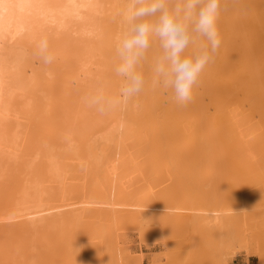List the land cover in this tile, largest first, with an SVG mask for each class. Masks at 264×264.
Masks as SVG:
<instances>
[{
	"label": "bare ground",
	"instance_id": "obj_1",
	"mask_svg": "<svg viewBox=\"0 0 264 264\" xmlns=\"http://www.w3.org/2000/svg\"><path fill=\"white\" fill-rule=\"evenodd\" d=\"M125 6H126V0H0V156L5 155L4 158L6 157V159H7V161L5 160L6 163L4 161V163H5L4 166L2 164L0 165V172H1L0 174L2 175V179H3L4 174H10L11 171H13V172L16 171L19 174L16 176V172H15L14 176H16L17 180H23V179L25 180V178L28 180V181L27 180L24 181V183L23 182L20 183V184H24V185H22L23 187L19 184L20 187H22V188L15 187V192L20 191L22 195L18 192L16 194L14 193L15 195H17V194L21 195V197L15 198L17 200L14 202H17V203H13L14 206H12L13 204L12 205L10 204L9 207L12 206V208H10L12 211L9 209L10 211L7 213V215H6V213L4 214L3 212H1V213H3L4 215H2L0 213V224L2 222H6L7 224H10V225H13V224L18 225L19 224L20 226L18 225L17 229H19V227H24V229H26L25 227L29 226L27 228H29L30 230L31 229L34 230L33 228H35V230H36V232H35V230L33 232L29 231V233L31 235V237H30V235H29V237L31 239L28 238V236H26L28 239L31 240V241H29V244H28V241L25 240L26 238L24 235H23L24 237H22L23 238V240L21 241L22 243L19 244V242H20L19 240H21L22 238L18 235V237H20V238H16L15 240L12 241L11 238H13L12 237L13 235L12 234L7 235V234L9 233L8 231H10L11 229L13 230V228L9 229L11 226L6 225V226H8V228L6 227L7 230L5 229L6 231L5 230L0 231V245H1L0 254L2 252H5V254L3 253V257H5V258H3L2 255L0 257L1 260H3V262H5L4 260L11 259L13 256H14L13 258H16V259L19 257L22 258V256H23L24 260L21 259L22 262L19 258L20 263H19L18 259H17L18 261L13 259L8 264H12L11 263L12 261H15V262H13V264H15L16 262L19 264H25L24 263L25 261H27L26 264L27 263L32 264L35 261H36V263H34V264H38L37 261L39 262V257L40 258H42V257L40 255H37V252L39 251V249L41 247H42V249H43V246L45 247L46 241L49 242L48 238H50V237H48V236H51V238H50L51 240H52V237H56V235L57 236L59 235L60 238H61V236H63V237L65 236L64 237L65 239L62 237V240L65 242V246L67 245L69 247L70 251L74 250L75 244L77 243V245H78L80 243L79 242L80 239L77 238L79 236H77V235L78 234L81 235V233L76 232V230H78V227H80L79 223L84 224V222L86 221V218H88L87 216L92 217L91 220L88 219L89 220V222L87 221L88 223L86 222L87 225L90 222H91V224H94L95 222H96L95 224H97L98 218L100 219L99 222L101 221V223H104L105 220H106L105 222H108L112 219L110 221V222L113 221L112 224H114V222L115 223L117 222L116 225H119L118 222L120 221V219L122 220V218H124L125 216L127 217L131 213H134L133 218L142 222V220L140 218V217H142L143 220H146L145 222L147 225V224H151V222L153 221L152 220L153 217L151 215L158 214V213L161 214L162 211H164L165 209H166V211L167 210H173L172 212H174V211L179 212L178 214L173 213L172 214L173 216L174 215L175 216H177V215L178 216H185L187 218V222L189 223L188 227H190L193 230V233H196L197 236L201 235L203 237L204 241L208 244V246L210 248H212V246H213L212 251H211L212 255H214V256H220L221 255V257L224 256V258H225V254H224V252H226L225 251L226 250L225 249V244H226L225 242H227L226 240L229 241L230 239H232L231 237H230V239H228V237L230 236L229 234H231V232H232L231 235H233V233L237 234V230L234 232L235 228L233 226L236 227V225L238 226V224H239L237 222L240 221L239 220L240 217L238 219V217L236 218V215L240 211V209L235 208V207H229V206L224 207L223 205L222 206L224 208L221 206H213L214 202H212L213 205H211V206H206L205 204L204 205L197 204V205L192 206V207L191 206H179V205L176 206L174 203H172V204H174L172 206H171V204L169 206V203L166 204L167 206H163L161 203H160L161 205L155 204V202L153 203L152 197L155 196V193H156L154 189L153 190L151 189L147 192H144L138 196L137 195L138 192H136V190H135L136 184L139 183L140 181H142L145 178L144 176H146L147 174H148L147 176H151L149 174H152V173L154 174V172L156 173V171L152 170V169H155V166L156 167H158L159 165L162 166L163 163L168 162L169 165L171 163H173L171 165H172V167L174 165V168H175V165L181 164L180 160H181V162H182V160L184 162V158L182 156H180V153L182 151H184L183 152V155H184V153H186L185 151L189 152V150L192 151L195 148L196 150L194 149V151L195 152L197 151L196 154H198V155L200 154L201 158L204 156L203 152H205V155L208 153V155L210 154L211 156L206 155L205 157H203L201 159L198 155H196L192 151V153H194L196 155V158H197L196 160L198 161V162L197 161L193 162V164L194 163H197V164L202 163L205 165L206 164L208 165L209 163L212 164V161L215 160V159H213V158H215L214 155L216 154V156H217V154H218L215 150L218 149L219 152H221V150H222V149L220 150V148L216 145V143L218 141H220V143H222V145L224 144V146L221 145V147H223V149L225 150V151H222L221 153H219V155L222 154L223 152L227 155V160L229 161L228 163L231 165V166H229V165L228 166L235 170V171L234 170L233 171L235 172L234 173L235 175L237 173L236 176L240 175V176H243L245 179L261 180L262 182H264V0H223V3L221 5V11H220V14H219V17L217 20L219 33H220V37H221V45H220V48H219V50L215 56V60H216V57H218L217 58V63L219 65L218 71H217L216 64H214V63H216V61L214 60L211 64H208L206 66V68L204 69L201 76L203 77V76L208 75V77H210L212 75V76H214V77L211 76L212 81L217 80L219 78L222 81L221 82L222 86H220V88L221 89L224 88V90H222V92H223L222 97H224V95H228L230 93L229 91H231L232 93L234 92V93L233 94L231 93L232 94L231 97L229 94L228 99H226L224 97V99L227 100V102L222 100L223 98H221V97H220L221 102H216V100H218L220 94L217 91H215L216 93H214L213 96L217 95V93H218V95L214 96L215 101L214 100L213 101L216 102L215 111L216 110L217 111L215 112V114L213 113L214 117H212V118L210 117V120L209 119L207 120V122H208L207 127L208 128L205 129L206 124L204 126L202 125L206 121V120L204 121V119H207L208 117L203 118V120H202L203 123L201 124V122H200L201 126H199L200 124L197 120H196L197 121L196 123H193V122H195L194 119L192 121L189 120L190 122L188 121L187 124L190 123L192 126H190V124H189L190 128L187 127V129H186L185 127L187 125L182 124L183 126H185L184 127L185 130H184L183 126H181V125L180 126L182 127V129L179 126H178L179 128L176 129V127H174L175 122L172 120V119H174V117H171L170 120H168V121L169 122L172 121L173 124L171 122L169 123L166 119V122L164 124L168 125L167 127H169V128L167 129V127L162 126L163 129L165 128L164 130H166V131L164 132V130H163V132H164L163 134H165V136H163V138L165 137V139L161 138V141H160L161 146L159 143L156 142L157 146L156 145H155V147L152 146L151 149L149 147H150V145L154 144L153 143L154 141L153 142L150 141L152 144H149V146L147 147L148 143L145 144L144 142L148 139L144 138L145 141H144V139L142 141V137H145V136H143V135H145L143 128H145L148 125V123H150L148 126L152 127L154 125L156 127L158 125L156 123L159 122V121L157 122L156 119L158 118V116L161 113L158 114V113L154 112V114L155 113L158 114V116L156 118V114L155 115L151 114L153 111L150 112L147 109H145L146 113L148 111L150 114H148V115L146 114V115H144V117L140 115L142 118L139 117L138 115H137V117H135L134 114H136L135 113L136 110L134 108L132 110V106L135 103V101H134V103H132V106L130 105L131 104V102H130L129 105L122 110L117 109V110L109 112L108 114L100 115L94 109L87 107L82 101V97H84L86 94H88V93H90V92H92L98 88H103L109 94H116L118 89H119L121 78L118 77L114 72V67H115L116 63L118 62L117 57L115 55V38L122 29V25L120 23L121 18L119 16V12ZM42 36L48 37L50 49L54 52L55 57H56L53 64H51L49 66H44L35 54L37 42L39 41V39ZM190 51L191 50H189V52ZM152 55H153V53H152ZM155 55H157V54H155ZM36 63H38V64H36ZM59 63H62L63 67H64L62 69H65L64 72H62L63 70L61 69L62 73H59L62 76L60 79V81L62 82L61 85L63 84L62 88L64 90L68 91V92L65 91V93H68V94L70 93V95L69 96L67 95V97H69L68 100H64V102H61V105L64 104L63 108L59 107L62 109L63 113H61V111H60V114H57L56 116H53V114H52L53 117H51V118H54V117L59 118L60 115L62 116L61 118H63L61 120H62V123H64V128L60 125L62 127L61 135L59 136L57 133V136H59V137L63 136L64 139L67 141L66 144L64 143V145L60 146L58 144L59 149L61 147H63L61 149L64 150L63 153L66 156L61 155L63 150L61 151V153L59 150H58L59 152L57 151L55 153L53 151L52 147H51L52 150L50 149L49 144H48L49 141L47 142L45 139L47 144L46 143L44 144V140L42 139L41 141L43 144L42 143L41 144H42V146L45 145V146H43V150H45V151L47 150V151L46 152L43 151L42 147H40L41 149H38L39 147L38 148L36 147L38 149V153L35 152L34 154L39 156V151L42 150V152H40L41 156L43 155L44 152L46 153V154L44 153L45 154L44 156H46V155L47 156L46 157H44V156L40 157L41 162H42L41 166L38 164L40 159L37 161L38 167L41 168L42 166H44L41 169H39L36 166L37 164L35 162V160H37L39 157L37 159H35L37 156L34 158L32 157L31 159L27 158L28 159L27 160L24 157H22L21 155L16 154L17 153L16 151H18L16 149L21 145L20 139H21V136L23 137V135H21V136L19 135L20 137L17 136L18 133L16 134L15 131H17L18 129L16 130L15 127L11 128L12 131L10 130V128H7L9 126L8 125V122H9L8 118L12 114H19L22 112H23L22 114H25V112H30V113L32 112L33 113V111L35 112L34 115L42 116L43 115V109L45 110L44 113L46 112L45 115H48L47 111L52 110L53 109L52 106H55L56 103L53 102L54 96L51 97L50 94H49V96L52 98V102H49V101H51V99L48 96V94L46 93L48 88L45 86L46 88H44L45 89L44 90L41 87H44V85L49 86L51 84L52 80L55 81L56 76L55 77H54V75H53V77L51 76L52 80L50 79L51 77L50 78H48V77L50 75H52L53 73L55 75H57L56 69L58 68V65L56 66L54 64H59ZM35 64H36V66H35ZM62 64H61V66H62ZM38 65H40V66H38ZM213 65L215 67H213ZM211 66L213 69V72H211L212 74L210 73V70H209L211 68ZM220 67H221V69H220ZM215 68H216V70H214ZM219 70H221V71H219ZM214 71L217 74L214 73ZM147 75H148V73H147ZM202 77H201V79H202ZM212 78H214V79H212ZM204 79L205 78L203 77V80ZM206 79H207V77H206ZM150 80H151V78H150ZM211 80L209 79L208 81L212 85V82H210ZM60 81L58 83H60ZM55 82H57V81H55ZM201 82H202V80H201ZM204 82H202V84ZM217 82H218V80H217ZM217 82H216V84H218ZM199 83H200V80H199L198 84ZM205 83H204V85L207 84V83L206 84ZM222 83H224V84L228 83V84H225L223 87ZM229 83L231 85H229ZM202 84H200V85H202ZM226 85H229V86H226ZM37 86H38V88L39 87L40 88L39 89L36 88ZM207 86H208V84H207ZM213 86H217V85H213ZM196 87H197L196 92L203 90L202 88H198V86L193 87V89H195ZM209 87L213 89L212 86H209ZM225 87L227 89L229 88V90H227ZM35 88L38 89L39 93H41L40 89L41 90L43 89L42 91H44L43 93H45L44 96H42L43 95L42 93L39 95L38 91ZM147 88H149V87H147ZM215 88L216 87H214V89ZM70 89H72V92H70L71 91ZM149 89H151V88H149ZM206 89L208 90L207 87H205V90ZM73 90H76V91H73ZM59 91L57 92L56 95H59L58 94ZM224 91H227V93ZM51 92L52 91L50 90V93ZM61 92H63V91H61ZM61 92H60V94H61ZM208 92L213 93L211 91V89H210V91L208 90ZM161 94H162V92H161ZM203 95L204 94H202V96ZM139 96H141V95H139ZM63 97L65 99H67L64 95H63ZM143 97L146 98V95L143 94ZM214 97H213V99H214ZM54 98L56 100V97H54ZM168 98L169 97H167L166 100H168ZM192 98H193L192 100L194 102L195 97L192 96ZM60 99L62 100L61 97H60ZM47 100L49 103L46 102ZM160 100H161V97H160ZM169 101H167L168 104H170V102L171 103L174 102L175 100L171 99V101L170 102ZM223 101L225 103H222ZM160 102L162 103V100ZM50 103L51 104L54 103V105H51ZM58 103H59V101H57V104ZM49 104L51 107L48 106ZM175 104H177V102ZM160 105H162V104H160ZM172 105H170V106H172ZM199 105L200 104H198V106ZM233 105H235V106H233ZM134 106H135V104H134ZM44 107H46V109ZM152 107H153V105H152ZM55 108H57V107H55ZM156 108L157 107H155V109ZM172 108L174 110L177 108V111L182 110L180 105L178 107L176 105V108H175V106H173ZM142 109H143V107H142ZM173 109H170V111H172ZM131 110H132V112H131ZM145 110H144V112H145ZM162 110H163V108H162ZM57 111L59 112L58 109H57ZM141 113L138 112L137 114H141ZM143 113H142V115H143ZM165 113H166V111H165ZM26 114H29V113H26ZM49 114H50V112H49ZM171 114H172V112H171ZM20 116L22 117V115H20ZM208 116H210V114ZM15 117H16V115H15ZM25 117H27V116H25ZM25 117H23V119ZM36 117H37L36 118L37 121L39 122V120H38L39 117L38 116H36ZM19 119H21V118H19ZM26 119H28V118H26ZM176 119H178V117ZM176 119H174V120L176 121ZM54 120H55V118H54ZM49 121H50V119H49ZM155 121H156V123H155ZM32 122L33 121H31V123ZM178 122L181 123L179 120H178ZM178 122L176 125H179ZM9 123H12V122H9ZM18 124H19V122H18ZM39 124H41V123H39ZM145 124H147V125H145ZM195 124H199V125L196 126ZM10 125H12V124H10ZM14 125L15 124H13V126ZM41 125H43V124H41ZM47 125H48V123H47ZM15 126L18 127L17 125H15ZM198 126L200 128L202 127L201 128L202 130L199 129ZM9 127H12V126H9ZM150 127L149 128L147 127V130L148 129L153 130ZM155 127H153V128H155ZM170 127H171V129H170ZM55 128H59V127H55ZM55 128H54V130H55ZM157 128L159 129V127H157ZM169 129H170V131H172L174 129L176 131H174V132L172 131L170 133V131L168 132ZM179 129H181L183 131L180 132ZM204 129L207 130L205 133H204ZM56 130H58V129H56ZM59 130H61V129H59ZM63 130H64V134L62 135ZM199 130H201V131L199 132ZM154 131H151V132H154ZM17 132H19V134H20L21 131H17ZM151 132H149V133H151ZM21 133H23V132H21ZM47 133H49V132H47ZM199 133H201L202 136L199 135ZM54 134H56V133H54ZM52 135H53V133H52ZM151 135H149V136H151ZM157 135H158V133H157ZM198 135L200 136L199 138L202 137V139L204 141L201 140L200 142H198L200 140L198 138ZM32 136H34V135H32ZM40 136H41V134H40ZM34 137H36V136H34ZM29 138H30V136H29ZM51 138H54V136ZM197 138H198V140H197ZM64 139H61V140L65 141ZM149 140H150V138H149ZM38 141L39 140H37V142ZM58 142H59V140H58ZM73 142H75V143L77 142L74 147L77 146L78 142L80 143L81 147L77 146L76 148H73L74 144H71V147H70L69 144L73 143ZM176 142H179V143L181 142V143L177 144ZM136 143L138 145L141 143L142 146L141 145L137 146V148L140 147L137 149L135 146V145H137ZM197 143L200 146H202L201 144L204 143L205 144V145H203L204 147L207 144L206 147H208V148L205 150V149H203L204 148L203 146L201 148L200 146L197 145ZM38 144L41 146L40 142H38ZM50 144L54 145V147L55 146L57 147V145H55L54 143L50 142ZM175 144H177V145H175ZM194 144H196V145H194ZM214 144L216 146H214ZM36 145H37V143H36ZM84 145H85V147L83 149ZM143 145H145L146 147ZM30 146H32V145H30ZM163 147H165V148H163ZM167 147L173 149L174 152H171V150H170V152H166V151H168ZM34 148H32V149L35 150L36 148L35 149ZM65 148H68V149H65ZM71 148L76 150L75 151L72 149L73 151H75L74 155H73V151L72 150H71L72 152L70 151ZM79 148L81 149V151L82 150H88V151H87V153H85V151H84V155H83V151L81 152L82 153L81 154L79 152V150H80ZM147 148L149 150H147ZM30 149L31 148H29V150ZM135 149H137V150H135ZM164 149H167V150L164 151ZM209 149H210V152H211V150H212V152L214 150L215 154H213V153L211 154L209 152L206 153V151H208ZM50 150H51V154L49 156L48 154L50 153L49 152ZM68 150L75 157L74 160L77 159V161L75 163L69 162V164H67V167L64 165L65 167L63 168L62 167V164H63L62 161H64V160L71 161V160H68V158L69 159L74 158L73 156L72 157L70 156L71 154H70V152H67ZM199 150H201L203 152L201 153V151H199ZM32 151H31V153H33ZM14 152H16V153L14 154ZM134 152H136V153L134 154ZM67 153H69V154L67 155ZM52 154L56 157V159L54 156L51 157ZM79 154H81L83 156H80ZM194 154H192V155H194ZM225 154H223V156ZM25 155H27V154H25ZM57 155L58 156L61 155L62 157L57 159ZM144 155H146L145 158H144ZM181 155H182V153H181ZM201 155H203V156H201ZM226 155H225V157H226ZM28 156H30V155H28ZM17 157H19V159L22 157V159H21L22 162L20 161V163H21L20 168H19V164H18L19 163V159H18V163H16L17 165L14 166L15 169L9 170L10 167H13L14 162H15V158L17 159ZM82 157L85 159V160L83 159L85 162L82 161L83 166L81 165L80 168L82 169V167H83V170H82L83 172L86 168L85 175L82 172L84 175V180L90 179V182L92 181V187H90L91 183L86 180L87 185H85V188L87 186L89 191H86L87 188L86 189L84 188L85 190H83L82 192L79 191V193H77V192L75 193L74 191H76V190H74V191L72 190L73 191V193H72L71 190L68 191L69 187L66 188L64 185L61 184L62 180H64L65 177L66 178L69 177V176L67 177L64 175V174L67 175V172L64 173V170H65V168H68V166H70L69 169H71V166L74 167L73 164L76 165L78 161H81ZM210 157H212V159H210ZM1 158H3V157L1 156ZM1 158H0V161H1L0 163H2V161H3V159H1ZM42 158L46 159L48 161L47 166L45 165L46 160H44V162H43ZM11 159L13 161V162L10 161V163H13L12 165L9 163V160H11ZM23 159L26 163L25 165H22V164H24ZM33 159H35V160L33 161ZM74 160L72 159V161H74ZM219 160L220 159H218V161ZM222 160H224V158ZM16 162H17V160H16ZM27 162H29V163H27ZM65 162L66 161H64V163ZM219 162H221V160ZM33 163H35L36 165ZM70 163H73V164H70ZM217 163L218 162H216V164ZM79 164H82V163L79 162ZM79 164H77V165H79ZM211 164H210V166H211ZM216 164L213 162L212 165H216ZM147 165H149V166L147 167ZM21 166H23L22 169H21ZM84 166H85V168H84ZM181 166H182V164H181ZM26 167H28V168L30 167V169L28 170V169H26ZM148 168L149 169L151 168V170H149V173H146V175H145V172H147L146 170ZM158 168H160V167H158ZM18 169L23 170V172L21 173ZM35 169L36 170L38 169L37 172L35 171ZM81 169H78L79 172L81 171ZM8 170L10 172L6 173V171H8ZM26 170H28L29 172H27ZM179 171H181V170H179ZM32 172H33V176L31 175L32 177H30V174ZM34 172H36V173H34ZM20 174H21V176L24 175L25 178L20 177ZM1 175H0V177H1ZM10 175H7V176H10ZM26 175H28V176L26 177ZM77 176H78V174H77ZM79 177H83V176H79ZM79 177H77V178L75 177V178L78 179ZM4 178H6V177H4ZM7 178L12 179L11 177H7ZM7 178H6V180H7ZM81 179L83 180V178H81ZM0 181H1V179H0ZM58 181H59V183H58ZM82 182L81 183L79 182V184H81V186L83 184ZM14 183H16V182H14ZM59 184L62 185L63 189H61V188L58 189V187L61 186ZM64 184H66V183H64ZM55 185H57L56 189H55ZM64 187L67 190H65ZM0 188H3V187H1V185H0ZM10 188H11V186H10ZM16 188H17V191H16ZM19 189H21V190H19ZM9 190H11V189H9ZM13 191H14V189H13ZM238 191H240V190H238ZM10 192H9V194H10ZM237 193H238V195L240 194L239 192L235 193L234 196H236V197L233 198V199H235L234 201L237 200L236 199L238 197ZM2 195H3V193H2ZM4 195H6V194H4ZM196 195H198V194L196 193ZM240 195H241L240 199H242L243 194H240ZM8 198H7V200H8ZM4 199H5V197H4ZM238 199H239V197H238ZM7 200H3V201L1 200L2 203L4 202V204L0 203L2 205V207L0 205V210L4 207L5 204L7 205V203H5V202H7ZM201 202H203V201H201ZM162 203H164V202H162ZM177 203H178V201H177ZM192 203H193V201H192ZM198 203H200V202H198ZM212 203H210V204H212ZM215 204H217V203H215ZM261 204H264V203H261ZM123 211H127V212H123ZM4 212H6V211H4ZM170 212H168V213L166 212V213L169 214ZM262 214H264V213H262ZM170 215H171V213H170ZM262 216H264V215H262ZM93 217L96 218L97 221H94ZM151 217H152V219H151ZM149 219H151V221H150V223H147V221ZM155 219H158V218H155ZM92 220L94 223L92 222ZM102 220H104V221H102ZM116 220H118V221H116ZM81 221H83V222H81ZM156 222H155V224H156ZM158 222H159V220H158ZM6 223H2V224H6ZM101 225L102 224H100L97 227L98 229L96 227H94L93 229H96L95 231L92 229V231L95 232V234L92 235V237L93 236L99 237L100 234L102 235L104 230L107 231L108 228L102 229L103 225L102 226ZM105 226H103V227H105ZM13 227L16 228V226H13ZM39 227L42 228V230L39 229ZM83 227H84V225H83ZM110 228H112V227H110ZM121 228H119V227H115L114 229L112 228L113 229L112 235H114V234L117 235L118 231ZM145 228L146 227H144V229ZM1 229H3V228H1ZM112 229H108L107 233L112 231ZM236 229H237V227H236ZM22 230H23V228L21 229V232H22ZM37 230L38 231L41 230L40 233L42 231H44V232H42L43 237L41 235V238H39L40 236L38 235V238H36L37 237V235H36ZM98 230H100V231H98ZM191 231H190V233L192 234ZM15 232H17V231H15ZM26 232L27 231H25V234H26ZM100 232H102V233H100ZM51 233H52V235H50ZM74 233H77V234H74ZM5 234L8 236L7 239H5L6 237H4V236H6ZM17 234L14 236H17ZM34 234L36 235L35 237H34ZM53 234H55V236ZM96 234H98V235H96ZM110 234H111V232L109 233V235ZM69 235H70V239L68 238ZM101 235H100V237H101ZM193 235H195V234H193ZM59 237H57V238H59ZM66 237L68 238L67 240L69 242L65 241ZM226 237H227V239H226ZM232 237H234V236H232ZM60 238H59V241H61ZM197 238H199V237H197ZM101 239H103V238H101ZM10 240L12 242H10ZM202 240H200V241L202 242ZM106 241H107V239H106ZM111 241H113V240L111 239ZM114 241H113V243H115ZM31 242L32 243L34 242L33 243L34 245L37 244L38 247L36 248L35 247L36 245L34 247L33 246L31 247V245H32ZM52 242L55 243L56 241L53 240ZM67 242H68V244H67ZM105 243H107V242H105ZM3 244L4 245L6 244L4 246V248H3ZM52 245H54V244H52ZM117 245H119V244H117ZM117 245L115 243L116 248L119 247V246L117 247ZM111 246H113V245H111ZM114 247H113V249H116ZM27 248H28V250L30 248V251L32 250L31 253L33 252V249H35L34 250L35 253L33 252L32 254H35L36 256L32 255L30 253H29L30 255H28L26 252ZM55 248H57V247H55ZM76 248H77V246H76ZM87 249H88V247H87ZM111 249H110L109 254L111 253V255L114 257V254H112L113 251ZM30 251H28V252H30ZM70 251H67V252L69 253ZM115 251H117V250H115ZM62 252H63V250H62ZM80 253H81V251H80ZM25 254H27V255L25 256ZM38 254H40V252H38ZM115 254H116V252H115ZM111 255H110V257H111ZM29 256H32V258L31 257L29 258ZM37 256H39V257H37ZM59 256L60 255H58V258H59ZM61 256H62V254H61ZM85 256H87V255H85ZM26 257H28L29 259ZM37 258H38V260H37ZM51 258H52V256H51ZM54 258H55V256H54ZM1 260H0V262L2 264L3 262ZM76 260H77V258H76ZM105 261H106V259H105ZM7 262H9V260ZM68 262H69V259H68ZM218 262L220 264H224L223 260L221 262L220 261H218ZM49 264H50V262H49ZM64 264H65V262H64Z\"/></svg>",
	"mask_w": 264,
	"mask_h": 264
},
{
	"label": "rangeland",
	"instance_id": "obj_2",
	"mask_svg": "<svg viewBox=\"0 0 264 264\" xmlns=\"http://www.w3.org/2000/svg\"><path fill=\"white\" fill-rule=\"evenodd\" d=\"M202 42H204V41H202ZM206 42V41H205ZM153 47H151L150 49L151 50H149V53H148V60L147 61H145L144 63L145 64H143V66H142V70L145 72V76H146V78L149 80V81H151L150 80V78H151V61H152V59H153V57H155L156 55L155 54H157V55H159L160 54V49H159V47H158V43H156L155 41L153 42V45H152ZM156 46V47H155ZM189 50H191V49H189ZM188 50V51H189ZM152 53H153V55H152ZM216 56V55H215ZM217 58L218 57H216V60H215V58H214V60L216 61V63H214V64H216V66H217V71H218V67H219V65H218V63H217ZM212 63V62H211ZM210 63V64H211ZM36 64H38V63H36ZM36 64H35V66H36ZM61 64L62 63H59V64H54V65H58V70L56 69V71H57V75H55L54 73L52 74V75H50L48 78H50L51 76L53 77V75H54V77H55V81H57V82H55V81H53L52 80V77L50 78L51 80H52V82H51V84L48 86V85H44V87H41V88H48L47 89V94H48V96H49V94L51 95V97L52 96H54V97H56V100H55V98L53 97V102H55L56 104H55V106H52V110H50V111H47V114L48 115H45V113H44V109H43V115L45 116H43L41 113V115L42 116H40V115H34L35 114V112L33 111V113L31 112H25V114H22V113H19V114H12V115H10V117L8 118V121L9 122H12V123H9L8 122V125L9 126H12V127H9L8 125V127L7 128H10V130L12 131V129L11 128H13V127H15L16 128V130L17 131H21V132H23V133H21L20 132V134H19V132H17V131H15L16 132V134L18 133V135L17 136H21V135H23V137L21 136V145L16 149V150H18V151H16V152H14V154L16 153L17 155L19 154V155H21L22 157H24L25 159H31L32 157L34 158V157H36L37 155L36 154H34L35 152H37L38 153V149H41L40 147H42V150H43V146H45V145H43L42 146V139L44 140V144L46 143V141L48 142V144H49V147H50V149H51V147H52V149H53V151L56 153L58 150L60 151V153H61V151L63 150V149H61V148H63V147H61L60 149L58 148V144L61 146V145H64V143L66 144V140L64 139V137L62 136V137H59L60 135H61V131H62V127L64 128V123H62V120L61 119H63V118H61L62 116L60 115L59 116V118H57V117H54L55 118V120H54V118H51V117H53V116H56L57 114H60V111H61V113H63L62 112V109L61 108H63V105H61V102H64V100H68V98L69 97H67V95L69 96L70 95V93L68 94V93H65V91L66 90H64L63 88H62V85H61V81H60V79H61V75L59 74V73H62V72H64V70L65 69H62V68H64L63 67V64H62V66H61ZM148 64V65H147ZM60 65V66H59ZM38 66H40V65H38ZM148 66V67H147ZM145 67V68H144ZM150 67V68H149ZM213 67H215L214 65H213ZM40 68V67H39ZM61 69L63 70L62 72H61ZM149 69V70H148ZM212 69V66H211V68L209 69L210 70V73L211 72H213V69ZM220 69H221V67H220ZM214 70H216V68L214 69ZM59 71V72H58ZM149 71V72H148ZM219 71H221V70H219ZM66 72V71H65ZM56 73V72H55ZM147 73H148V75H147ZM150 73V74H149ZM214 73H216L215 71H214ZM223 73V72H222ZM212 74V73H211ZM217 74V73H216ZM60 78H59V77ZM210 76V75H209ZM212 76V75H211ZM211 76L210 77H208V75L207 76H203L205 79L203 80V77L202 76H200V83L198 84L197 83V85H195V86H198V88H202L203 90L201 91H199V92H196L197 91V87L195 88V89H193V91H192V96H194L195 97V101L193 102V100L192 101H190L189 103H187L186 105H184V106H181V109L182 110H180V111H177V108H176V105H177V107L179 106V104H175L176 103V101H174V102H170L171 101V99H173V96H172V93H171V90H164V89H162V88H156V89H154L153 90V88L151 87V83L149 82V84L147 85V87H149V88H151V89H149V88H147V87H145V90H144V92H142L140 95L141 96H138V97H136L135 98V103L134 102H131V106H132V103H134L135 104V106H134V104H133V106H132V110H133V108L136 110L135 111V113L136 114H134L135 115V117H137V115L139 116V117H141V116H143L144 117V115H148V114H150L148 111H150V112H152L151 114H154V112H156V113H161L159 116H158V114H156V118H157V116H158V118L156 119V121L158 122V123H156V121H155V123L156 124H158L156 127L153 125L152 127H150V126H148L150 123H148V125L147 124H145V125H147L145 128H143V130H144V132H145V135H143V136H145V137H142V141H143V139L145 138V139H148V140H146L145 141V139H144V143L145 144H147V147L149 146V144H152L151 142H153L154 144L153 145H150V149H151V147L152 146H154L155 147V145L157 146V144H156V142L157 143H161L160 141H161V138L162 139H165V137L163 138V136H165V134H163L166 130H164L163 129V127H167L168 125H165L164 123L166 122V119H167V121L168 120H170V118L171 117H174V119H176L177 117H178V119H176V121L174 120V119H172L175 123H174V127H176V129H178L179 127H181V126H183L182 124H185V125H187L186 127L185 126H183V128L185 127L186 129H187V127H189L190 128V126H192L190 123V126H189V124H187L188 123V121L189 120H195V122H193V123H196L197 121L199 122V124H200V122H201V124L203 123V118L204 117H208L207 119H204V121H205V123L204 124H202L203 126L206 124V127H205V129L206 128H208L207 127V125H208V122H207V120L209 119L210 120V117L212 118V117H214L213 115L215 114V112L217 111H215V109H216V102H221V100H220V97L221 98H223L222 100H224V101H226L227 102V100H225L224 99V97L226 98V99H228L229 98V94H230V97L232 96V94L234 93H232L231 91H229L230 93L228 94V95H224V97H222V90H224V88L223 89H221L220 88V86H222L221 85V80L218 78L217 80H218V82H217V80H214V81H212L211 80ZM201 77H202V79H201ZM206 77H207V79H206ZM212 77H214V76H212ZM211 80L210 82H212V85H211V83H209V81L208 80ZM212 79H214V78H212ZM50 80V81H51ZM199 80H198V82H199ZM201 80H202V82H206L207 84H208V86H207V84L206 85H204V83L202 84V82H201ZM60 81V83H58ZM208 81V82H207ZM216 82L218 83V84H216ZM232 82V81H231ZM200 84H202V85H200ZM223 84V87H224V85L225 84H228V83H222ZM42 85V84H41ZM40 85V86H41ZM200 85V86H199ZM204 85V86H203ZM213 85H217V86H213ZM229 85H231L230 83H229ZM229 85H226V86H229ZM46 86V87H45ZM194 86V87H195ZM209 86H212L213 87V89L212 88H210ZM219 86V87H218ZM204 87V88H203ZM205 87H207L208 88V90L210 91V89H211V91L213 92V93H211V92H208V90L206 89L205 90ZM214 87H216L215 89H214ZM36 88H38V86L36 87ZM35 88V89H36ZM40 88V87H39ZM38 88V89H39ZM50 88V89H49ZM61 88V89H60ZM226 88V87H225ZM38 89H36L37 91H38ZM42 89V90H43ZM60 91H59V90ZM227 89V88H226ZM41 89H40V91H41V93L43 94L42 96H44V94L45 93H43L44 91H42ZM45 90V89H44ZM49 90V91H48ZM50 90L52 91L51 93H50ZM71 91L70 92H72V89H70ZM78 90V89H77ZM151 90V91H150ZM199 90V89H198ZM214 90V91H213ZM227 90H229V88L227 89ZM59 91V95H56L57 94V92ZM61 91H63V92H61ZM73 91H76V90H73ZM215 91H217L219 94H220V96H219V98H218V100H216V102H214L215 101V97L214 96H217L218 95V93H217V95H214L213 96V94L214 93H216ZM35 92V91H34ZM60 92H61V94H60ZM66 92H68V91H66ZM149 94H148V93ZM161 92H162V94H161ZM224 92H226L227 93V91H224ZM38 93H39V91H38ZM37 93V94H38ZM41 93H39V95L41 94ZM169 95H168V94ZM206 93V94H205ZM232 93V94H231ZM46 94V95H47ZM143 94L144 95H146V98H144L143 97ZM202 94H204L203 96H202ZM225 94V93H224ZM61 95V96H60ZM63 95L67 98V99H65L64 97H63ZM153 97H152V96ZM58 96V97H57ZM62 98V100L60 99V97ZM148 96V97H147ZM207 96V97H206ZM228 96V97H227ZM50 97V96H49ZM50 97V99H51V101H49V102H52V98ZM143 97V98H142ZM160 97H161V100H162V103L160 102L161 100H160ZM167 97H169L168 98V100H166L167 99ZM202 97V98H201ZM213 97H214V99H213ZM58 98V99H57ZM49 99V100H50ZM193 99V98H192ZM165 100V101H164ZM170 100V101H169ZM174 100V99H173ZM214 100V101H213ZM57 101H59V105L57 104ZM154 101V102H153ZM167 101H169L170 102V104H168V102ZM222 102V103H225V102ZM47 103H49L48 102V100L46 101ZM144 102V103H143ZM212 102V103H211ZM143 103V104H142ZM147 103V104H146ZM203 103V104H202ZM51 104V103H50ZM50 104L48 105L49 107H51L50 106ZM155 104V105H154ZM160 104H162V105H160ZM173 104V105H172ZM198 104H200L199 106H198ZM51 105H54V103H52ZM152 105H153V107H152ZM159 105V106H158ZM170 105H172V106H170ZM236 105V104H235ZM235 105H233V106H235ZM130 106V107H131ZM163 106V107H162ZM167 106V107H166ZM173 106H175V110L172 108ZM211 106V107H210ZM55 107H57V108H55ZM59 107H61V108H59ZM142 107H143V109H142ZM155 107H157L156 109H155ZM184 109H183V108ZM201 107V108H200ZM215 107V108H214ZM45 109H46V107H44ZM161 108V109H160ZM162 108H163V110H162ZM214 108V109H213ZM57 109L59 110V112L57 111ZM142 109V110H141ZM145 109H147L148 111H147V113H146V110ZM169 109V110H168ZM170 109H173L172 111H170ZM180 109V108H179ZM211 109V110H210ZM132 110H131V112H132ZM144 110H145V112H144ZM168 110V111H167ZM57 111V112H56ZM64 111V110H63ZM139 113H143V115H142V113L141 114H137L138 112ZM164 111V112H163ZM165 111H166V113H165ZM174 111V112H173ZM194 111V112H193ZM208 111V112H207ZM42 112V111H41ZM49 112H50V114H49ZM171 112H172V114H171ZM184 112V113H183ZM26 113H29V114H26ZM56 113V114H55ZM163 113V114H162ZM186 113V114H185ZM195 113V114H194ZM202 113V114H201ZM204 113V114H203ZM214 113V114H213ZM52 114H53V116H52ZM133 114V113H132ZM154 114V115H155ZM180 114V115H179ZM210 114V116H208ZM15 115H16V117H15ZM20 115H22V117L20 116ZM31 115V116H30ZM133 115V116H134ZM141 115V116H140ZM175 115V116H174ZM187 115V116H186ZM198 115V116H197ZM18 116V117H17ZM25 116H27V117H25ZM30 116V117H29ZM36 116H38L39 117V122L37 121V117ZM49 116V117H48ZM23 117H25L24 119H23ZM161 117V118H160ZM19 118H21V119H19ZM26 118H28V119H26ZM34 118V119H33ZM46 118V119H45ZM142 118V117H141ZM190 118V119H189ZM17 119V120H16ZM49 119H50V121H49ZM53 119V120H52ZM58 119V120H57ZM21 120V121H20ZM33 121L32 123H31V121ZM42 122H41V121ZM48 120V121H47ZM178 120L181 122L182 120V122L181 123H179L178 122ZM185 120V121H184ZM197 120V121H196ZM55 121V122H54ZM59 121V122H58ZM187 121V122H186ZM18 122H19V124H18ZM53 122V123H52ZM169 122V121H168ZM171 123H172V121H170ZM169 122V123H170ZM177 122H178V124L179 125H176L177 124ZM185 122V123H184ZM190 122V121H189ZM39 123H41V124H43V125H41V124H39ZM45 123V124H44ZM47 123H48V125H47ZM59 123V124H58ZM154 123V124H155ZM192 123V124H193ZM10 124H12V125H10ZM13 124H15V125H17L18 127H16L15 125L13 126ZM52 124V125H51ZM57 124V125H56ZM155 124V125H156ZM173 124V123H172ZM199 124H195L196 126L197 125H199ZM201 124L199 125V126H201ZM62 127H61V126ZM181 125V126H180ZM194 125V124H193ZM55 126V127H59V128H55V130H54V128L53 127ZM163 126V127H162ZM179 126V127H178ZM198 126V128L199 129H201L200 127ZM51 127V128H50ZM147 127L149 128H152L153 130H151V129H148L147 130ZM153 127H155V128H153ZM157 127H159V129L157 128ZM172 127V126H171ZM171 127H170V129H171ZM169 127H167V129H168ZM185 128H184V130H185ZM188 128V129H189ZM204 128V127H203ZM44 129V130H43ZM48 129V130H47ZM56 129H58V130H56ZM59 129H61V130H59ZM170 129L168 130V132L170 131ZM173 129V128H172ZM181 129H182V127H181ZM181 129H179L180 130V132L181 131H183V130H181ZM204 129V133L207 131V130H205ZM15 130V129H14ZM154 131V132H151V131ZM157 130V131H156ZM163 130H164V132H163ZM202 130V129H201ZM201 130H199V132L201 131ZM44 131V132H43ZM49 132V133H47V132ZM151 132V133H149V132ZM173 132L174 131H176L175 129L174 130H172ZM172 131H170V133L172 132ZM14 132V131H13ZM60 132V133H59ZM158 133V135H157V133ZM203 132V131H202ZM33 133V134H32ZM51 133V134H50ZM52 133H53V135H52ZM54 133H56V134H54ZM57 133H58V135L59 136H57ZM153 133V134H152ZM37 134V135H36ZM40 134H41V136H40ZM43 134V135H42ZM64 134V130H63V133H62V135ZM144 134V133H143ZM152 134V135H151ZM32 135H34V136H36V137H34V136H32ZM147 135V136H146ZM149 135H151V136H149ZM167 135V134H166ZM199 135H201V133H199ZM198 135V138L200 137ZM19 136V137H20ZM29 136H30V138H29ZM53 137L54 136V138H51V137ZM157 136V137H156ZM202 136V135H201ZM28 139H27V138ZM35 139H34V138ZM47 137V138H46ZM152 137V138H151ZM51 138V139H50ZM60 138V139H59ZM149 138H150V140H149ZM156 138V139H155ZM198 138H197V140H198ZM25 139V140H24ZM34 139V140H33ZM45 139H46V141H45ZM57 139V140H56ZM61 139H64L65 141H63V140H61ZM152 139V140H151ZM200 140L198 141V142H200L201 140L202 141H204L203 139H202V137L201 138H199ZM220 139V138H219ZM28 140V141H27ZM37 140H39L38 142H40V144H41V146L38 144V142H37ZM52 140V141H51ZM58 140H59V142H58ZM61 140V141H60ZM27 141V142H26ZM32 141V142H31ZM55 141V142H54ZM141 141V142H142ZM151 141V142H150ZM165 141V140H164ZM163 141V142H164ZM50 142L51 143H54L55 145H57V147L55 146L54 147V145H51L50 144ZM63 142V143H62ZM197 142V141H196ZM23 143V144H22ZM35 143V144H34ZM36 143H37V145H36ZM62 143V144H61ZM77 143V142H76ZM75 142H73V143H70L69 145H70V147H71V144H74L73 145V148H76L77 146H79V147H81L80 146V143L78 142V144H77V146L76 147H74L75 146V144H76ZM177 144H180L179 142H176ZM205 143V142H204ZM201 144L202 146L203 145H205V144ZM28 144V145H27ZM47 144V143H46ZM89 144V143H88ZM137 144V143H136ZM164 144V143H163ZM177 144H175V145H177ZM30 145H32V146H30ZM34 145V146H33ZM134 145V144H133ZM132 145V146H133ZM139 145H141V143L139 144ZM138 144L137 145H135L136 146V148H137V146H139ZM194 145H196V144H194ZM197 145H198V143H197ZM209 145V144H208ZM216 145L220 148V150H221V152L222 151H225L224 149H223V147H221V145H222V143H220V141H218L217 143H216ZM215 144H214V146H216ZM29 146V147H28ZM59 146V147H60ZM66 146V145H65ZM87 146V145H86ZM134 146V147H135ZM142 146V145H141ZM143 146H145V145H143ZM160 146H161V144H160ZM198 146H200V145H198ZM202 146H200L201 148H202ZM206 146H207V144H206ZM204 147L203 149H207L208 147ZM222 146H224V144L222 145ZM21 147V148H20ZM37 147H39L38 149L35 148ZM47 147V146H46ZM48 147V148H49ZM68 147V146H67ZM84 147H85V145L83 146V149H84ZM146 147V146H145ZM144 147V148H145ZM194 147V146H193ZM196 147V146H195ZM199 147V148H200ZM25 148V149H24ZM29 148H31L30 150H29ZM32 148H34L35 150H33ZM45 148V147H44ZM73 148H71L70 149V151L73 149ZM138 148H140V147H138ZM137 148V149H138ZM163 148H165V147H163ZM162 148V149H163ZM168 148V151H166L167 149H164V151H166V152H170V150H171V152H174V150L173 149H171V148H169V147H167ZM197 148V147H196ZM200 148V149H201ZM23 149V150H22ZM51 149V150H52ZM65 149H68V148H65ZM80 149V148H79ZM131 149V148H130ZM137 149H135V150H137ZM190 149V148H189ZM195 149V148H194ZM194 149L192 150L195 154H196V152L194 151ZM20 150V151H19ZM33 150V151H32ZM42 150L41 151H39V156H37L35 159H37L38 157V159L37 160H35V159H33V161L35 160V162H36V164H37V161L40 159V157H42V156H44L46 153V151L45 150H43V151H45L44 153H43V155L41 156V153L40 152H42ZM49 150V149H48ZM51 150L48 152L49 154V156H50V154H51ZM73 150H75V149H73ZM72 150V151H73ZM78 150V149H77ZM147 150H149L148 148H147ZM173 150V151H172ZM196 150V149H195ZM218 150V149H217ZM217 150H215L218 154H217V156H216V154L214 153L215 151L213 150V152H212V150H211V152H210V149L208 150V151H206V153L207 152H209V153H213V154H215L214 156H215V158H213V159H215L214 161H212V164H213V162L216 164V162H218L216 165H212L211 163H209L208 165L206 164H202V163H200V164H197V163H194L193 164V162H196L197 160V158H196V155H198V154H194V153H192V151H190L189 150V152L188 151H185L186 153H184V155H183V152L184 151H182L181 153H182V155H181V153H180V156H182L183 158H184V162H183V160H182V162H181V160H180V163L182 164V166H181V164H179V165H175V168H174V165H173V167H172V165L171 164H173V163H171L170 165H169V163L168 162H166V163H163L162 164V166L161 165H157L158 167H160V168H158V167H156L155 166V169H152V170H154V171H156V173L154 172V174L152 173V174H149V175H151V176H147L146 175V173H149V170H151V168L149 169H147L146 171L147 172H145V175L147 176H144L145 178L142 180V181H140L139 183H137L136 184V188H135V190H136V192H138L137 193V195L139 196V195H141L142 193H144V192H147V191H149V190H155V196H153L152 198H153V203L155 202V204H162L163 206H167L166 204H168L169 203V206H170V204H171V206L172 205H179V206H195V205H197V204H202V205H206V206H211V205H213V203L212 202H214V205L213 206H221V207H235V208H238V209H240V211L237 213V215H236V218L238 217V219H239V217H240V221H238L237 223H239L238 224V226L236 225V227H237V229H236V227L235 226H233L234 228H235V230H234V232L237 230V234L236 233H233V235H231L232 234V232H231V234H229L230 236L228 237V239H230V237L232 238V239H230L229 241L228 240H226L227 242H225L226 244H225V251L227 252H224V254H225V258H224V256L223 257H221V255L220 256H214V255H212V248H213V246H212V248H210L209 246H208V244L204 241V239H203V237L201 236V235H198L197 236V234L196 233H193V230L190 228V227H188L189 226V223L187 222V218L185 217V216H173L172 214L173 213H179V212H177V211H174V212H172L173 210H167L166 211V209L164 210V211H162V213L164 214H160V213H158V214H153V215H151L152 217H153V219H152V217H151V219L153 220L152 222H151V224H147L146 225V220H143V218L142 217H140L141 218V220H142V222L141 221H139V220H137V219H135V218H133V215H134V213H131L129 216H125L124 218H122V220L120 219V221L118 222V224L119 225H116V223L114 222V224H112V222H110V221H108V222H105L104 220H102V221H104V223H101V221L99 222V218H98V222H97V224H95L94 222H93V220H92V222L94 223V224H91V222L87 225V223L89 222V220L88 219H90L91 220V218L92 217H90V216H87L88 218H86V221L84 222V224L83 223H79V226L80 227H78V230H76V232H78V233H81V235H77V236H79V237H77V238H79L80 239V243L77 245V243L75 244V249L74 250H69V247L67 246H65V242L62 240V237L63 236H61V238L59 237V235L57 236L56 235V237H52V240L50 239L51 238V236H48V237H50V238H48V241L50 242H52L53 240L54 241H56L55 243L54 242H45V244L47 245H45V247L43 246V249H42V247L39 249V251L38 252H40V254H38V252H37V255H40L42 258H40L39 256H37V257H39V262L37 261V263L38 264H49V262H50V264H64V262H65V264H220L218 261H222L223 260V262H224V264H233V263H236L237 261H239V260H245V262H248V264H264V216H262V215H264V214H262V213H264V204H261V203H264V182H262L261 180H250V179H245L243 176H240V175H238V176H236L237 175V173H236V175L234 174L235 172V170L233 169V168H231V167H229V166H231L228 162V160H227V155L223 152L222 154H220L219 155V153H221V152H219V150L217 151ZM25 151V152H24ZM31 151L33 152V153H31ZM58 151V152H59ZM69 150L67 151V152H70ZM71 151V152H72ZM76 151V150H75ZM75 151H73V155H74V153H75ZM83 151V155H84V151H85V153H87V151L88 150H82ZM81 151V149L79 150V152L81 153L82 152ZM131 151V150H130ZM134 151V150H133ZM199 151H201V150H199ZM23 154H22V153ZM28 152V153H27ZM64 150L62 151V156L63 155H65L64 153ZM66 152V151H65ZM70 152V156L72 157L73 155H72V153ZM78 152V153H79ZM137 152V151H136ZM136 152H134V154L136 153ZM203 151H201V153H202ZM30 153V154H29ZM59 153V154H60ZM133 153V152H132ZM204 154V156L203 155H201V156H203V157H205L206 155H208V153L205 155V152H203ZM25 154H27V155H25ZM32 154V155H31ZM69 153H67V155H68ZM82 154V153H81ZM81 154H79L80 156H83V155H81ZM192 154H194V155H192ZM223 154H225L226 155V157H225V155L223 156ZM16 155V156H17ZM28 155H30V156H28ZM34 155V156H33ZM58 156L57 155V159L58 158H60V157H62V156ZM147 155V154H146ZM146 155H144V158L146 157ZM210 155V154H209ZM208 155V156H209ZM219 155V156H218ZM1 156L3 157V158H1ZM0 156V158L1 159H3V161H2V163H0V165L2 164L3 166H4V164L6 163V161H7V159H6V157L4 158V156L3 155H1ZM47 156V155H46ZM46 156H44V157H46ZM52 156H54L53 154L51 155V157ZM66 156V155H65ZM69 156V157H70ZM76 156V155H75ZM87 156V155H86ZM194 156V157H193ZM199 157H200V154L198 155ZM207 156V157H208ZM211 156V155H210ZM22 157L19 159V157H17V159L15 158V162H14V165H13V167H10V169L9 170H14L15 168H14V166H16L17 164L16 163H18V159H19V168H20V165H21V163H20V161L22 162ZM55 157V156H54ZM70 157V158H71ZM74 157V156H73ZM192 157V158H191ZM202 157V158H203ZM206 157V158H207ZM213 157V156H212ZM212 157H210V159H212ZM194 158V159H193ZM201 158V157H200ZM201 158V159H202ZM224 158V160H222ZM9 159V158H8ZM27 159V160H28ZM55 159H56V157H55ZM72 159L74 160L75 159V157L74 158H71V159H69L68 158V160H71V161H67V160H64V161H66L65 163H64V161H62V167L64 168L65 166L67 167V164H69V162H76L77 161V159L76 160H74V161H72ZM84 158L82 157V159H81V161H78L77 162V164H79V162L80 163H82V164H79V165H75V164H73V163H70V164H73L74 165V167L73 166H71V169H69V167L70 166H68V168H65V170H64V173L65 172H67V175L66 174H64L65 176H69L68 178H66L65 177V179L64 180H62V182H61V184L62 185H64L66 188H68L69 190L68 191H74V190H76V191H74L75 193L77 192V193H79V191L80 192H82L83 190H85L86 188H87V186H86V188H85V185H87V181H89L90 182V179H86V180H84V175H85V171H86V168H85V166H84V168H85V170H84V172L82 171L83 170V167H82V169L80 168L81 167V165L83 166V162L82 161H84L83 160ZM217 159V160H216ZM218 159H220L221 160V162H219L218 161ZM6 160V161H5ZM16 160H17V162H16ZM44 160H46V159H43L42 158V161L44 162ZM200 160V159H199ZM4 161H5V163H4ZM10 161H12V159L11 160H9V163H10ZM1 162V161H0ZM13 162V161H12ZM30 162V161H29ZM29 162H27V163H29ZM41 162V159H40V161H39V165L41 166V164H42V162ZM48 161L46 160V162H45V165L47 166L48 165V163H47ZM85 162V161H84ZM170 162V161H169ZM174 162V161H173ZM198 162V161H197ZM23 163L24 164H22V165H25L26 163H25V161H24V159H23ZM11 165L13 164V163H10ZM33 164H35V163H33ZM35 164V165H36ZM38 164L36 165L37 167H38ZM44 164V163H43ZM168 164V165H167ZM186 164V165H185ZM197 164V165H196ZM210 164H211V166H210ZM65 165V166H64ZM199 165V166H198ZM229 165V166H228ZM45 166V167H46ZM61 166V165H60ZM149 165H147V167H148ZM170 166V167H169ZM22 167L23 166H21V169H22ZM25 167V166H24ZM31 167V166H30ZM30 167L28 168V167H26V169H30ZM34 167V166H33ZM32 167V168H33ZM42 167H44V166H42ZM41 167V168H42ZM146 167V168H147ZM172 167V168H171ZM39 169H41L40 167H38ZM24 169V168H23ZM78 169H81V171L79 172V170ZM6 171V173H9L10 171ZM17 170V169H16ZM21 173L23 172V170H20V169H18ZM25 170V169H24ZM28 170H26L27 172H29ZM33 170V169H32ZM38 170V169H37ZM37 170L35 169V171L37 172ZM179 170H181V171H179ZM234 170V171H233ZM34 171V170H33ZM179 171V172H178ZM214 171V172H213ZM4 172V171H3ZM15 172L16 171H11L10 172V174H4L3 176L4 177H11L12 179H10V178H7V180H6V178H4L3 177V179H2V175H1V177H0V179H1V181H0V185H1V187H3V188H0L1 190H0V203L1 204H4V202L2 203V201L3 200H7V198H8V200H7V202H5V203H7V205L5 204L4 205V207L0 210V213L1 212H3L4 214L6 213V215H7V213L11 210L10 208H12V206H14V204L13 203H17V202H14V201H16L17 199H15V198H20L21 197V192L20 191H17V188H16V191L18 192V193H20L21 195H15L17 192H15V187H20V185L22 186V185H24V184H20L21 182H23L24 183V181H26L27 179L25 178V174L23 175V176H21V174H20V177H24L25 178V180L23 179V180H17V178H16V176L17 175H19L17 172H16V176H14L15 175ZM36 172H34V173H36ZM72 172V173H71ZM84 173V175H83V173ZM181 172V173H180ZM186 172V173H185ZM233 172V173H232ZM1 173V172H0ZM78 174V176H77V174ZM13 174V175H12ZM69 174V175H68ZM6 175V176H5ZM7 175H10V176H7ZM33 176V172L30 174V177H32ZM185 175V176H184ZM28 175H26V177H27ZM79 176H83V177H79ZM19 177V176H18ZM19 177V178H20ZM29 177V178H30ZM77 177H79L78 179H76ZM86 177V176H85ZM89 177V176H88ZM87 177V178H88ZM18 178V179H19ZM81 178H83V180L81 179ZM14 179V180H13ZM21 179V178H20ZM76 179V180H75ZM66 180V181H65ZM73 180V181H72ZM11 181V182H10ZM28 181V180H27ZM78 181V182H77ZM83 181V182H82ZM2 182V183H1ZM4 182V183H3ZM10 182V183H9ZM14 182H16V183H14ZM79 182L81 183H83L82 184V186H81V184H79ZM88 182V183H89ZM14 183V184H13ZM18 183V184H17ZM56 183V182H55ZM58 183H59V181H58ZM64 183H66V184H64ZM86 183V184H85ZM91 183V186L90 187H92V181L90 182ZM17 184V185H16ZM20 184V185H19ZM57 184V183H56ZM61 184H59V185H61ZM75 184V185H74ZM3 185V186H2ZM6 185V186H5ZM19 185V186H18ZM58 185V184H57ZM57 185H55V189L57 188ZM62 185L61 186H59L58 187V189H63L62 188ZM10 186H11V188H10ZM13 186V187H12ZM54 186V185H53ZM81 188H80V187ZM23 187V186H22ZM22 187H20V188H22ZM65 187H64V189H65ZM5 188V189H4ZM85 188V189H84ZM9 189H11V190H9ZM13 189H14V191H13ZM9 190V191H8ZM19 190H21V189H19ZM65 190H67V189H65ZM238 190H240V191H238ZM11 191V192H10ZM73 191H72V193H73ZM86 191H89L88 190V188H87V190ZM85 191V192H86ZM239 192L240 194H243L242 195V199H240V194L238 195V193H237V196L239 197V199H238V197L236 198L237 200L236 201H234L235 199H233V198H235L236 196H234L235 195V193L236 192ZM9 192H10V194H9ZM13 192V193H12ZM2 193H3V195H2ZM15 193V194H14ZM196 193L198 194V195H196ZM4 194H6V195H4ZM9 195V196H8ZM15 196V197H14ZM196 196V197H195ZM232 196V197H231ZM247 196V197H246ZM4 197H5V199H4ZM231 198V199H230ZM157 199V200H156ZM177 199V200H176ZM2 200V201H1ZM11 202H10V201ZM20 200V199H19ZM174 201V202H173ZM177 201H178V203H177ZM182 201V202H181ZM192 201H193V203H192ZM201 201H203V202H201ZM208 201V202H207ZM10 202V203H9ZM162 202H164V203H162ZM198 202H200V203H198ZM172 203H174V204H172ZM185 203V204H184ZM196 203V204H195ZM210 203H212V204H210ZM215 203H217V204H215ZM0 204V205H1ZM10 204L12 205L11 207H9L10 206ZM160 204V205H161ZM210 204V205H209ZM223 205V206H222ZM6 206V207H5ZM1 207H2V205H1ZM8 207V208H7ZM223 207V208H224ZM5 209V210H4ZM10 209V210H9ZM8 210V211H7ZM4 211H6V212H4ZM12 211V210H11ZM171 211V212H170ZM262 211V212H261ZM123 212H127V211H123ZM131 212V211H130ZM168 212H170L171 213V215H170V213L169 214H167ZM3 213H1L2 215H4ZM132 215V216H131ZM156 215V216H155ZM158 215V216H157ZM166 215V216H165ZM239 215V216H238ZM164 216V217H163ZM243 216V217H242ZM90 217V218H89ZM161 217V218H160ZM94 218V217H93ZM129 218V219H128ZM150 218V217H149ZM155 218H158V219H155ZM161 220H160V219ZM183 218V219H182ZM96 218H94V221H97V219L95 220ZM151 219H149L148 221H147V223H150V221H151ZM157 221H155V220ZM108 220V219H107ZM130 220V221H129ZM133 220V221H132ZM158 220H159V222H158ZM184 220V221H183ZM88 221V222H87ZM116 221H118V220H116ZM125 221V222H124ZM128 221V222H127ZM144 221V222H143ZM156 222V224H155V222ZM81 222H83V221H81ZM87 222V223H86ZM110 222V223H109ZM2 223H6V222H2ZM0 224V231L2 230V231H4L5 229H6V227L8 228V226H11L9 229H11V228H13V230L11 229L10 231H8L9 233L7 234V235H10V234H12L13 236V238H11L12 239V241L13 240H15L16 238H22V237H24L25 236V240L26 241H28V244H29V241H31L30 239V237H31V235H30V233H29V231L30 232H33L34 230H35V228H33L34 230H30L29 228H27V227H29V226H27V227H25L26 229H24V227H19V229H17L18 227V225L17 224H13V225H10V224ZM158 223V224H157ZM188 223V224H187ZM100 224H102L103 226H105L106 224V226L105 227H103L102 225V229H114L115 227H119V228H121L119 231H118V233H117V235H112L113 234V229H112V231H110L111 232V234L109 235V233L110 232H108L107 233V231H108V229H107V231H103V233L102 232H100V233H102V235H101V237H100V235H99V237H96V236H93L92 237V235H94L95 234V230L96 229H93L94 227H98ZM121 224V225H120ZM140 224V225H139ZM187 224V225H186ZM6 225H8V226H6ZM83 225H84V227H83ZM139 225V226H138ZM5 226V227H4ZM13 226H16V228L15 227H13ZM20 226V225H19ZM93 226V227H92ZM110 227H112V228H110ZM126 227V228H125ZM128 227V228H127ZM130 227V228H129ZM144 227H146L145 229H144ZM1 228H3V229H1ZM23 228V230H22V232H21V229ZM32 228V227H31ZM101 228V227H100ZM99 228V229H100ZM233 228V229H234ZM8 229V230H9ZM38 229V228H37ZM39 229H41L42 230V228H40L39 227ZM80 229V230H79ZM92 229L94 230V231H92ZM98 229V228H97ZM7 230V229H6ZM5 230V231H6ZM19 230V231H18ZM40 230V231H41ZM122 230V231H121ZM192 230V231H191ZM14 231V232H13ZM15 231H17V232H15ZM25 231H27L26 232V234H25ZM40 231H38L37 230V233H36V235H37V237L36 238H38V235L40 236L39 238H41V235H42V232H44V231H42L41 233H40ZM98 231H100V230H98ZM102 231V230H101ZM190 231L192 232V234L190 233ZM35 232H36V230H35ZM34 232V233H35ZM15 233V234H14ZM18 233V234H17ZM23 233V234H22ZM54 233V232H53ZM56 233V232H55ZM17 234V236H14V235H16ZM21 234V235H20ZM28 234V235H27ZM44 234V233H43ZM71 234V233H70ZM74 234H77V233H74ZM193 234H195V235H193ZM6 235V234H5ZM4 236V237H6L5 239H7V237L8 236ZM18 235L20 236V237H18ZM24 235V236H23ZM29 235H30V237H29ZM35 234H34V237L36 236ZM50 235H52V233L50 234ZM54 236H55V234H53ZM96 235H98V234H96ZM26 236H28V238H30V239H28ZM201 236V237H200ZM232 236H234V237H232ZM3 237V236H2ZM42 237H43V235H42ZM57 237H59L60 239H61V241H59V238H57ZM65 237V236H64ZM63 237V238H64ZM97 239H96V238ZM197 237H199V238H197ZM68 238L70 239V235L68 236ZM67 237H66V240L65 241H68L67 239H68ZM82 238V239H81ZM85 238V239H84ZM92 238V239H91ZM101 238H103V239H101ZM28 239V240H27ZM65 239V238H64ZM89 239V240H88ZM106 239H107V241H106ZM111 239L116 243V245L117 244H119V245H117V247L118 248H116V246H115V243H113V241H111ZM203 239V240H202ZM226 239H227V237H226ZM18 240V239H17ZM16 240V241H17ZM23 240V238L21 239V240H19L20 242H19V244L20 243H22L21 241ZM73 240V239H72ZM76 240V239H75ZM87 240V241H86ZM200 240H202V242L200 241ZM9 241V240H8ZM11 240H10V242H12ZM69 242V241H68ZM68 242H67V244H68ZM71 242V241H70ZM105 242H107V243H105ZM118 242V243H117ZM5 243V242H4ZM32 243V242H31ZM30 243V244H31ZM34 243V242H33ZM32 243V245H31V247L33 246H35L36 248L38 247L37 246V244H33ZM49 243V244H48ZM64 243V244H63ZM102 243V244H101ZM104 243V244H103ZM111 243V244H110ZM113 243V244H112ZM206 243V244H205ZM27 244V245H28ZM52 244H54V245H52ZM57 244V245H56ZM59 244V245H58ZM82 244V245H81ZM6 245V244H5ZM4 244H3V248H4V246H5ZM49 245V246H48ZM110 245V246H109ZM111 245H113V246H111ZM228 245V246H227ZM61 246V247H60ZM63 246V247H62ZM70 246V245H69ZM76 246H77V248H76ZM83 246V247H82ZM102 246V247H101ZM115 246V247H114ZM0 247H1V245H0ZM30 247V248H31ZM49 247V248H48ZM55 247H57V248H55ZM87 247H88V249H87ZM113 247L114 248H116V249H113ZM228 247V248H227ZM30 248H29V250H28V248L26 249V252H27V254L28 255H30V254H32L33 252H34V250L35 249H33V252L31 253V251H30ZM47 248V249H46ZM61 248V249H60ZM82 248V249H81ZM112 248V249H111ZM2 249V248H1ZM54 249V250H53ZM59 249V250H58ZM66 249V250H65ZM91 249V250H90ZM103 249V250H102ZM110 249L113 251V253L112 254H114V257L111 255V253L109 254V252H110ZM119 249V250H118ZM4 250V249H3ZM50 252H49V251ZM57 250V251H56ZM61 250V251H60ZM62 250H63V252H62ZM77 250V251H76ZM87 252H86V251ZM93 250V251H92ZM102 250V251H101ZM115 250H117V251H115ZM210 250V251H209ZM1 251V250H0ZM28 251H30V252H28ZM37 251V250H36ZM67 251H70L69 253L67 252ZM75 251V252H74ZM80 251H81V253H80ZM92 251V252H91ZM116 252V254H115V252ZM74 252V253H73ZM106 252V253H105ZM3 253L5 254V252H2L1 254H0V257H1V255H2V257H3ZM30 253V254H29ZM35 253V252H34ZM45 253V254H44ZM57 253V254H56ZM71 253V254H70ZM80 253V254H79ZM27 254H25V256L27 255ZM48 254V255H47ZM61 254H62V256H61ZM94 254V255H93ZM32 255H35V254H32ZM44 255V256H43ZM58 255H60L59 256V258H58ZM84 255V256H83ZM85 255H87V256H85ZM110 255H111V257H110ZM262 255V256H261ZM24 256V257H25ZM36 256V255H35ZM51 256H52V258H51ZM54 256H55V258H54ZM69 256V257H68ZM107 256V257H106ZM121 256V257H120ZM261 256V257H260ZM14 257V256H13ZM11 258V259H8L9 260V262H7L8 260H4L5 262H3V260H1V258H0V260L4 263V264H8V263H10V261L11 260H19V258ZM32 258V256H29V258ZM34 257V256H33ZM62 257V258H61ZM64 257V258H63ZM80 257V258H79ZM90 257V258H89ZM3 258H5V257H3ZM26 258H28V257H26ZM28 258V259H29ZM76 258H77V260H76ZM83 258V259H82ZM24 260L23 259V256H22V258H20V260ZM51 259V260H50ZM56 259V260H55ZM64 259V260H63ZM66 259V260H65ZM68 259H69V262H68ZM85 259V260H84ZM105 259H106V261H105ZM17 260V261H18ZM20 260H19V263H20ZM22 260H21V262H22ZM31 260V259H30ZM37 260H38V258H37ZM41 260V261H40ZM50 260V261H49ZM76 260V261H75ZM82 260V261H81ZM52 261V262H51ZM54 261V262H53ZM67 261V262H66ZM13 262H15V261H12L11 263L13 264ZM26 262L27 261H25L24 263L26 264ZM48 262V263H47ZM58 262V263H57ZM74 262V263H73ZM80 262V263H79ZM2 263V264H3ZM17 263V262H16ZM15 263V264H16ZM19 263H17V264H19ZM32 263V262H31ZM34 263H36V261L34 262ZM34 263H32V264H34ZM0 264H1V262H0ZM28 264V263H27Z\"/></svg>",
	"mask_w": 264,
	"mask_h": 264
},
{
	"label": "clouds",
	"instance_id": "obj_3",
	"mask_svg": "<svg viewBox=\"0 0 264 264\" xmlns=\"http://www.w3.org/2000/svg\"><path fill=\"white\" fill-rule=\"evenodd\" d=\"M222 3L223 0H126L119 12L122 29L115 38L118 62L114 72L121 78L119 89L109 94L98 88L82 97L83 103L105 115L134 102L149 84L142 66L154 41L160 54L151 61V87L171 90L180 106L189 103L193 87L221 45L217 20ZM35 54L44 66L53 64L56 57L47 36L39 39Z\"/></svg>",
	"mask_w": 264,
	"mask_h": 264
},
{
	"label": "crops",
	"instance_id": "obj_4",
	"mask_svg": "<svg viewBox=\"0 0 264 264\" xmlns=\"http://www.w3.org/2000/svg\"><path fill=\"white\" fill-rule=\"evenodd\" d=\"M233 264H248V262H245V260L242 259Z\"/></svg>",
	"mask_w": 264,
	"mask_h": 264
}]
</instances>
